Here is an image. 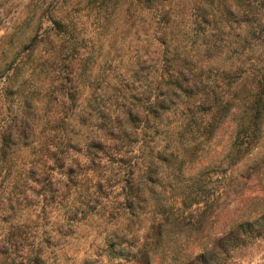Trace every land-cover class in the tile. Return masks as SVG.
I'll use <instances>...</instances> for the list:
<instances>
[{"label":"trees","instance_id":"trees-1","mask_svg":"<svg viewBox=\"0 0 264 264\" xmlns=\"http://www.w3.org/2000/svg\"><path fill=\"white\" fill-rule=\"evenodd\" d=\"M22 9L0 26V264H61L67 238L88 222L102 235L95 257L159 264L184 213L205 212L220 194L205 191L206 169L189 173L223 124L234 125L230 166L258 140L264 0H25ZM256 221L233 223L177 264L215 263Z\"/></svg>","mask_w":264,"mask_h":264},{"label":"rangeland","instance_id":"rangeland-1","mask_svg":"<svg viewBox=\"0 0 264 264\" xmlns=\"http://www.w3.org/2000/svg\"><path fill=\"white\" fill-rule=\"evenodd\" d=\"M24 2L25 0H0V26L6 25L5 19L22 15ZM182 18L183 16L178 18L181 23H183ZM4 32L1 27L0 36ZM115 39L116 37L113 35L106 37L105 52L114 46ZM200 43V40L197 39L195 45L199 46ZM260 52L261 50L254 51L252 57L254 58ZM254 64L256 63L254 62ZM259 68L263 70L264 65H260ZM248 87L246 84L241 89L246 92ZM233 127L232 120H227L223 124L217 137L205 149V153L202 155L203 160L197 162L189 173L191 176L197 177V174L206 169L207 176L204 175L202 179L206 185L205 191L214 194L218 190L220 194L214 204L205 212H203L205 206L195 204L184 213L187 219L183 225L170 230L166 236L172 244L173 252L170 254L158 253L157 263L177 264L179 260H182L183 254L189 253L192 256L198 254L202 246H206L214 239L221 238L223 232L227 231L233 223L245 219L252 221L256 219V224L250 228L253 229L252 237L243 238L245 242L242 246L240 245L234 251L220 254L213 264H264V230L261 228L264 224L262 218L264 216V119L258 140L254 143L253 148L240 162L230 166L224 161V158L229 151V135ZM214 162H221L220 167L211 170V164ZM202 213L205 215L202 216L203 219H200ZM99 231L100 228H97L94 223L80 224L75 234L67 238L70 245L66 248L70 247L71 250H66L61 264H70V257L79 264L90 257L92 259L90 258L89 264H108L103 255L98 258L94 256L97 246L101 242L102 235H99ZM114 263L116 264V260Z\"/></svg>","mask_w":264,"mask_h":264}]
</instances>
